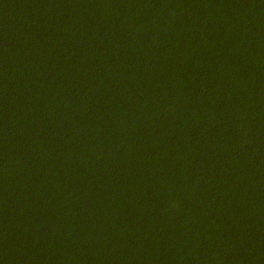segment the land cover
<instances>
[{"label":"trees","instance_id":"trees-1","mask_svg":"<svg viewBox=\"0 0 264 264\" xmlns=\"http://www.w3.org/2000/svg\"><path fill=\"white\" fill-rule=\"evenodd\" d=\"M0 264H264V0H0Z\"/></svg>","mask_w":264,"mask_h":264}]
</instances>
